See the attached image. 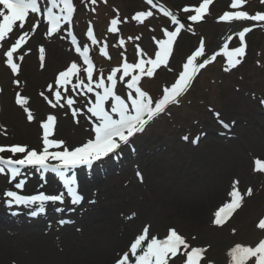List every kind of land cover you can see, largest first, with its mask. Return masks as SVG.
<instances>
[{
  "label": "rangeland",
  "instance_id": "obj_1",
  "mask_svg": "<svg viewBox=\"0 0 264 264\" xmlns=\"http://www.w3.org/2000/svg\"><path fill=\"white\" fill-rule=\"evenodd\" d=\"M107 2L110 3L109 8H120L126 17L124 22L121 21L123 26L121 23L118 25L116 33L106 26L104 11L108 12L107 8L99 9L90 0H74L77 6L75 21L56 37L47 39V27L42 25L33 32L32 25L37 17L32 15L23 30L17 27L1 43L0 145L21 143L39 150L41 124L48 115L57 118L59 129L56 139L64 140L70 148L91 137L85 119L91 115L87 107L93 94H82L80 89L73 92L69 85L67 91L61 89L59 102L54 96L56 74L66 70L72 62L80 65L79 79L87 82L85 67L73 52L69 31L90 50L93 44L87 36L89 28L96 38L98 34L100 36L97 39L99 43L95 45L100 52L105 43L108 46L115 44L111 61L120 67L125 59L129 63L138 62L141 51L144 58H154L158 51L156 41L165 38L164 29L171 31L175 26L168 16L156 11L147 0ZM164 2L186 18L194 13L185 12L184 8L198 6L202 0ZM230 5L231 0H213L201 24H185L174 43L168 65L157 69L151 79L142 78L143 88L155 101L162 97L163 88L178 78L183 63L199 47L201 40L205 46V57L198 58L197 62L217 54L215 61L198 73L191 88L183 94L181 105L165 110L149 123L145 133L133 140V146L139 153L131 159L139 164L137 171H141L145 178L150 176L153 179L150 184L137 183L134 179L136 171L133 172L131 167L126 175L117 177L120 180L116 187L123 192L117 191L113 197L121 196L123 204H131L124 208L125 212L136 210L140 213L137 203L149 199L156 215L149 218L155 236L163 239L174 228L185 238L189 247H181L175 257L169 258L172 260L170 264H187L193 252L200 256L199 264H235L238 254H246L245 264H259L264 259V135L260 131L264 127V22L218 21L224 11L233 10ZM241 10L255 14L264 11V3L262 0H247ZM138 11H152L153 15L138 22L133 18ZM243 27H253V30L246 34L245 56L239 65L232 67L227 64L221 49L226 42L229 48L238 47L240 42L235 33ZM24 31L28 32V37L14 56V62L19 65L14 72L6 63L4 52ZM229 36H232L231 40ZM120 37H128L124 48L117 45ZM41 47L44 49L43 59ZM94 56L96 62V54ZM113 68L116 67L95 69L93 79H98L100 74L106 79ZM121 75L117 73V93L126 96L128 78L121 81ZM18 96L26 97L27 103L18 104ZM69 96L76 101L72 106L66 102ZM73 109L77 110V116H73ZM29 111L33 115L31 121L27 118ZM224 124L235 127L237 134L230 137ZM197 138L199 143L195 144ZM3 181H6L5 177ZM135 183L138 190L133 188ZM221 183L224 184L223 196L209 204L203 225L198 226L200 222L192 223L174 214L171 207L175 204L204 201L211 191L220 188ZM235 188L244 194L242 198L235 195ZM128 194L134 196L129 203ZM226 201L233 203V210L228 218L219 219L214 210Z\"/></svg>",
  "mask_w": 264,
  "mask_h": 264
},
{
  "label": "snow or ice",
  "instance_id": "obj_2",
  "mask_svg": "<svg viewBox=\"0 0 264 264\" xmlns=\"http://www.w3.org/2000/svg\"><path fill=\"white\" fill-rule=\"evenodd\" d=\"M90 2L92 5L97 4V0H90ZM104 3H107V0H104ZM147 3L153 8L157 7L154 0H147ZM246 3L247 0H231L230 7L233 10L224 11L218 17V21L229 23L251 21L257 24L264 22V11L250 14L248 11L241 10ZM212 4L213 0H202L198 6H186L185 12L194 13L189 15L187 19L193 22L204 20ZM92 10L95 11V8ZM76 11L77 6L74 0H47V3L45 0H0V42L5 41L17 27L23 30L30 14L37 17L32 25V31L35 32L43 20L47 25V35L52 36L59 33L64 25L72 23ZM159 11L170 17L176 27L171 31L164 29L165 38L156 41L158 51L155 52L154 58H144L141 51V58L138 62L129 63L125 59L120 67L111 70L106 79L103 74H100L98 79H93L95 65L90 57V49L87 45L82 48L77 37L69 31L72 44L76 45L75 51L83 57V63L86 65L84 71L87 82L79 79L80 65L72 62L66 70L59 72L55 82L54 96L59 102L62 99L61 89L67 91L69 85H71L73 92L80 89L82 94H93L94 98L90 97L88 100L87 112L91 114L88 119L93 124L94 138H89L81 145L69 148L64 140L54 138L57 118L54 115H48L41 124L43 130L42 147L39 150L21 143L0 145V174H6L10 183L16 181L14 183L15 190L8 189L3 193L4 203L9 209H18L21 206L29 209L35 208L30 212V215L35 217L46 212L48 202L63 204L65 201L63 192L46 194L45 191L40 190L36 194H22L26 185V179L22 178L27 175L25 169H35L41 175L42 180L46 178L48 173L54 174L62 183L63 188L66 189L71 198V203L73 205L80 204L83 196L78 192L76 170L82 167L91 170L97 162L110 155L116 156L122 146L129 145L131 138L142 133L149 122L163 113L167 106L177 103L178 98L187 91L198 73L215 61L217 54L204 58L202 62H197L198 58L205 57V46L201 40L199 47L183 63L178 78L170 86L164 87L162 97L154 101L149 92L142 89L141 80L143 77H153L157 69L168 65L174 43L181 30L185 28V24L178 14H174L166 6L159 5ZM152 15V11H138L133 18L138 22H143L145 18ZM120 23L119 17L112 19L110 31L116 33ZM252 30L253 27H243L242 30L235 33L240 42L238 47L229 48L228 43H224L221 52L226 56L229 66L235 67L241 63V58L246 53V34ZM87 36L93 45L99 43L91 28L88 29ZM26 37H28V32H22L15 43H12L4 52L6 63L14 72L19 68V65L14 62V56L22 48ZM228 39L231 40L232 36H229ZM124 43L123 39L119 41L120 45ZM101 52L105 56L108 55L106 43L101 48ZM40 53L41 59H43L44 49L42 47ZM20 59L23 57L21 56ZM117 73H122L121 81L128 78L126 97L117 93ZM74 78L75 83H73ZM49 88L51 89V85ZM66 102L69 106L76 103L71 96L67 98ZM17 103L26 104V97L18 96ZM55 106L53 105V107ZM77 115V110L73 109V116ZM27 118L29 121L33 119L31 111L28 112ZM5 153L8 155H4ZM234 190L237 197H243L244 194L238 188ZM231 197L233 199L232 192ZM228 203L219 208V210L223 209L222 215L226 216L232 211L231 208L225 207ZM56 210L60 212L63 211V208ZM12 214L18 213L12 212ZM72 222L70 220L60 221V223ZM148 235L149 229L145 227L143 234L139 235L130 245V254L131 258L134 259V264H169V258L175 257L181 247L183 249L189 247L185 238L172 228L166 238L161 239L154 236L148 241L146 248L142 249V245L148 240ZM174 252L175 255H173ZM246 258V254H238L235 264H245ZM132 259H130L129 253L125 252L122 258L117 259L116 264H132ZM191 264H199V256L195 253L191 259ZM259 264H264V259H261Z\"/></svg>",
  "mask_w": 264,
  "mask_h": 264
},
{
  "label": "bare ground",
  "instance_id": "obj_3",
  "mask_svg": "<svg viewBox=\"0 0 264 264\" xmlns=\"http://www.w3.org/2000/svg\"><path fill=\"white\" fill-rule=\"evenodd\" d=\"M44 23L41 20L40 25ZM227 130L232 133V137L235 136L233 133L237 134L233 126H228ZM260 131L264 135V127ZM125 146L120 149L124 150L120 161H113L110 155L96 163V168L100 165L104 168L103 174L84 178V183L78 190L83 196L80 205L70 202V196L58 181L52 182L49 177L42 180L35 169L26 171V185L22 192L37 189L46 194L63 192L65 195L64 204L48 202L46 212L35 217L30 215L35 208L24 206L14 211L18 215L8 213L10 209L4 203L3 193L11 185L4 182V174H0V264H116L117 259L122 258L125 252L132 259L130 245L148 227V240L142 245V249L146 248L148 241L155 235L149 218H155L156 215L149 199L137 203L139 213L136 210L125 212L124 208L131 204H123L121 196L115 199L113 197L117 191L123 192L121 188L117 189L116 183L120 180L117 177L130 170L125 162L132 163L131 157L139 153L136 149L132 155L125 150ZM150 180H153L150 176H144L142 184H150ZM130 183L134 182L131 180ZM223 185L221 183L220 188L216 187L214 192L211 191L204 201L175 204L171 207L174 214L192 223L200 222L198 226L203 225L207 220L209 204L222 198ZM133 188L138 190L139 187L135 183ZM126 196L128 203L134 198L132 194ZM57 208H63V211L58 212ZM217 208L218 206L214 212ZM64 220L73 222L60 223Z\"/></svg>",
  "mask_w": 264,
  "mask_h": 264
}]
</instances>
